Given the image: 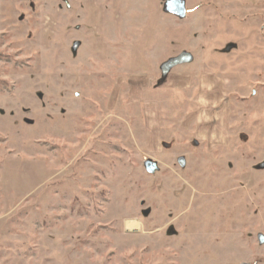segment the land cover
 I'll return each instance as SVG.
<instances>
[{
  "label": "rangeland",
  "instance_id": "374dc122",
  "mask_svg": "<svg viewBox=\"0 0 264 264\" xmlns=\"http://www.w3.org/2000/svg\"><path fill=\"white\" fill-rule=\"evenodd\" d=\"M166 1L0 0V264H264V0Z\"/></svg>",
  "mask_w": 264,
  "mask_h": 264
},
{
  "label": "water",
  "instance_id": "95a60500",
  "mask_svg": "<svg viewBox=\"0 0 264 264\" xmlns=\"http://www.w3.org/2000/svg\"><path fill=\"white\" fill-rule=\"evenodd\" d=\"M165 12L176 16L178 18H184L185 17V6L184 3L180 0H170V1H166L165 3ZM190 57L187 55H182L180 56L178 59L172 60L169 63V67L170 66H174V65H178V64H182V63H187L189 62ZM145 170L147 173L149 174H153L157 171V166L155 163H152L150 161L145 162L144 164Z\"/></svg>",
  "mask_w": 264,
  "mask_h": 264
},
{
  "label": "bare ground",
  "instance_id": "6f19581e",
  "mask_svg": "<svg viewBox=\"0 0 264 264\" xmlns=\"http://www.w3.org/2000/svg\"><path fill=\"white\" fill-rule=\"evenodd\" d=\"M138 229V224L134 221L125 222V230L128 232L136 231Z\"/></svg>",
  "mask_w": 264,
  "mask_h": 264
}]
</instances>
